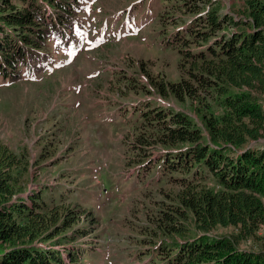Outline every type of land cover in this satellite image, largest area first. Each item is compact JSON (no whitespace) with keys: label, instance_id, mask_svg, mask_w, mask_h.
<instances>
[{"label":"trees","instance_id":"16d2710c","mask_svg":"<svg viewBox=\"0 0 264 264\" xmlns=\"http://www.w3.org/2000/svg\"><path fill=\"white\" fill-rule=\"evenodd\" d=\"M183 3L194 16L165 41L177 47L184 74L153 82L161 94L189 101L204 126L184 108L155 104L129 134L139 171L177 183L155 217L152 233L162 237L153 259L264 264V248L241 244L264 224V0H243L239 16L216 0ZM84 9L83 0H0V74L18 78L51 64L49 39L57 47L72 42ZM29 163L0 138V264H71L81 250L69 248L68 261L56 244L68 229L72 238L92 226L73 228L76 207L23 194L18 177ZM219 225L237 231L212 233Z\"/></svg>","mask_w":264,"mask_h":264},{"label":"rangeland","instance_id":"374dc122","mask_svg":"<svg viewBox=\"0 0 264 264\" xmlns=\"http://www.w3.org/2000/svg\"><path fill=\"white\" fill-rule=\"evenodd\" d=\"M183 1L83 0L72 42L57 47L49 39L51 64L18 78L0 74V138L30 162L18 177L23 194L76 207L82 213L73 228L92 226L72 238L68 229L56 244L68 261L69 248L81 250L71 264L162 263L153 259L162 236L152 229L177 183L139 171L129 134L155 104L184 108L203 125L189 101L161 94L153 82L184 74L177 47L165 41L194 16ZM216 1L241 14L243 0ZM236 231L219 225L212 233ZM241 244L264 248V224Z\"/></svg>","mask_w":264,"mask_h":264}]
</instances>
